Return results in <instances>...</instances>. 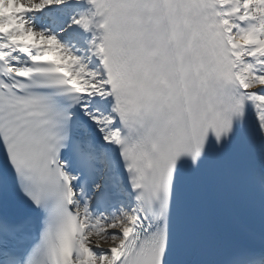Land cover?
I'll use <instances>...</instances> for the list:
<instances>
[{"label": "snow or ice", "instance_id": "snow-or-ice-1", "mask_svg": "<svg viewBox=\"0 0 264 264\" xmlns=\"http://www.w3.org/2000/svg\"><path fill=\"white\" fill-rule=\"evenodd\" d=\"M0 264H264V0H0Z\"/></svg>", "mask_w": 264, "mask_h": 264}]
</instances>
